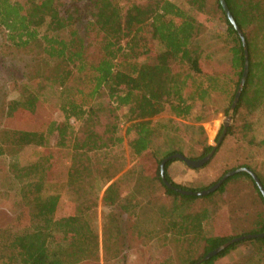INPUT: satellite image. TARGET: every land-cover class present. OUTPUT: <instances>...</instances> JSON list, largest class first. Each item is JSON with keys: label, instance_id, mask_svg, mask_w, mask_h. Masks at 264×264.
Wrapping results in <instances>:
<instances>
[{"label": "trees", "instance_id": "obj_1", "mask_svg": "<svg viewBox=\"0 0 264 264\" xmlns=\"http://www.w3.org/2000/svg\"><path fill=\"white\" fill-rule=\"evenodd\" d=\"M138 1L144 2L130 4L125 15H122L113 0H70V4L62 12L60 6L66 4L61 0H29L25 3L0 0V27L6 32L7 38L19 49L34 48L49 59L65 64L67 69L63 73L61 84L71 90L70 96L61 97V110L65 114V120L58 124L37 120L41 102L34 93L28 92L20 99L11 100L7 106L6 119L22 125L2 131L0 156L6 154L9 148L11 152H18L29 145L44 146L43 174L48 171L50 180L58 181L60 168L50 160L53 154L49 147V134L56 131V145L66 146L69 119L74 117L76 120H83L102 88L107 90L108 97L116 104V108H128L129 118L136 113L140 116L143 108L146 116H156L169 109L174 117L183 119L191 114L197 104L203 105L213 92L229 94L231 103L244 69V50L241 39L219 0H216L217 7L227 26L226 34L232 40L228 49L231 74L228 77L202 70L196 39L204 32V27L193 16L170 0ZM187 2L199 12L205 11L207 0ZM225 2L244 35L249 65L246 81L234 109V122L227 127L226 133L238 131L243 138L248 139L251 121L245 118L238 126L236 122L240 115L251 117L264 107V0ZM42 27H45L44 33L39 31ZM62 30L66 31L65 37L48 33ZM148 38L158 42L159 50L153 51L155 48L148 42ZM124 39L125 43L121 44ZM148 54L154 55V63L139 60ZM69 82H73L72 87ZM171 121L145 120L127 126L126 135H133L128 141L129 153L138 158V161L122 174L123 166L120 165L101 183L104 185L120 174L107 185L101 197L102 204L110 209L102 224V249H106L110 242L117 245L119 241L121 223L115 212L116 208L120 209L121 215H139L148 210L151 216L150 212H154L163 223L164 237H172V240L178 241L183 237L181 240L188 246L187 250L191 249L195 241L203 240V253L199 258L232 238L203 237V214L186 208L197 195L182 194L167 187L162 181V159L175 153L184 154L176 129L170 125L174 121ZM157 138L161 140L156 144ZM118 141H122V138L111 134L105 142L98 133L89 129L82 140L72 147L73 162L65 183L74 190L78 207L73 214L60 218L55 216L59 195L44 193L43 188L47 182L41 176L30 174L25 166H19L16 161L11 163L14 178L19 183L26 219L19 230L7 233L0 239V264H90L99 242L93 220L97 198L92 185H89L97 178V168L91 161V155L108 143ZM248 142L252 143L253 139L249 138ZM260 144H264V140ZM210 150L211 146L206 144L196 157H186L199 159ZM174 160L179 159L168 160L164 167L167 182L176 189L193 191L194 189L173 182L167 174V167ZM255 174L264 187V180ZM127 175H133L136 187L129 194L121 195V178ZM241 176L254 183L264 202L251 175L245 171L229 176L217 190L207 195L221 191L229 181ZM156 182L171 198L169 205H160L158 198L151 197V194L143 202L146 197L142 189L149 183L156 185ZM136 218L141 220L137 216ZM149 219L146 217L145 224ZM252 229L251 234L264 232V217L255 220ZM242 243H252L261 251L264 237L234 242L200 264H213L217 258ZM170 259L162 264H174ZM196 262L197 259L190 260L188 264Z\"/></svg>", "mask_w": 264, "mask_h": 264}, {"label": "rangeland", "instance_id": "obj_2", "mask_svg": "<svg viewBox=\"0 0 264 264\" xmlns=\"http://www.w3.org/2000/svg\"><path fill=\"white\" fill-rule=\"evenodd\" d=\"M10 1L25 3L29 0ZM61 1L66 4V6H60L62 12L70 4V0ZM170 1L193 16L204 27V32L196 39L202 70L209 74L216 72L222 77L231 75L228 49L232 45V40L226 34L227 26L221 18L216 0H207L204 12L191 7L187 0ZM143 2L113 0L122 15H125L130 4H142ZM44 28H40L39 31L44 33ZM48 33L65 37L66 31ZM125 41V39L122 40L121 44ZM148 42L154 46L153 51L159 50V44L155 39L150 38ZM139 60L155 62L154 55L150 54L147 57L143 55ZM65 69H67L65 64L49 59L34 48L22 50L15 47L0 27V143L4 129L18 128L22 125L17 121L6 119L8 103L11 100L20 99L28 92L34 93L41 102L37 120L52 121L56 124L64 122L65 114L61 110V97L71 95L70 87H63L61 84ZM69 85L72 87L73 82H69ZM231 103L229 94L213 92L203 105L197 104L191 114L183 119L174 117L169 109L156 116H146L143 108H141L140 116L136 113L129 118L128 108H116V104L108 97L107 90L100 89L92 102V108H89L83 120H76L74 117L69 119L65 136L66 146L56 145V131L49 134L48 142L53 154L50 160L58 164L60 168L58 181L50 180L48 171L43 174L46 151L44 146L29 145L18 152H11L9 148L6 154L0 156V239L7 233L19 230L21 223L23 224L26 219L25 206L22 204L19 193V183L14 178L11 163L16 161L19 166H25L31 172L30 174L41 176L47 182L43 188L44 193L59 195L55 211L56 218L71 215L78 207L74 190L68 188L65 183L68 169L73 162L71 160L72 150H74L72 147L82 140L86 131L93 129L105 142L111 134L122 138V141L114 142V144L108 143L103 149L91 155V161L95 169L97 168L95 170L97 178H94L89 185H92L97 198L93 220L99 242L90 264H162L169 258L174 264H188L190 260L195 259L198 263L203 258H199L203 253V240L195 241L191 249L187 250L188 246L181 240L183 237H180L179 241L172 240V237H164L160 217L150 211L151 216H149L148 210L139 215L131 213L121 215L120 209L116 208L115 212L121 223L119 241L117 245L110 242L106 245V249H102V224L110 209L102 204L101 197L111 181L117 179L120 174L138 161V158L129 153L128 141L133 135H126L128 125L145 120L166 122L171 119L174 122L171 121L170 125L176 129L175 133L180 138L183 155L196 157L201 153L204 145L212 147L216 144L223 122L229 115ZM245 118L251 121V131L248 137L253 139L252 143L248 142L249 138H243L241 132L226 133L213 156L202 167L191 168L181 160L172 161L167 167V174L171 180L194 189L193 191H201L212 186L227 172L243 166L251 168L264 180V144H260V141L264 140V107L251 117L240 115L237 118V126L241 125ZM232 122H234V111L231 114L230 124ZM160 140L161 138H157L156 144ZM120 165L123 166L121 173L102 185L103 180L112 175ZM84 186L88 189L87 185ZM134 187L136 186L133 175L121 178V195L129 194ZM142 190L146 197L143 202H146L148 194L158 198L160 205H169L171 202V198L164 193V189L158 182L156 185L149 183ZM186 208L203 214L201 234L205 238L214 236L235 238L251 234L255 220L264 217V202L259 192L254 183L243 176L229 181L221 191L211 196H197L189 202ZM136 216L141 220H138ZM146 217L150 219L145 224ZM213 264H264V247L259 251L258 247L252 243H242L224 256L217 258Z\"/></svg>", "mask_w": 264, "mask_h": 264}, {"label": "water", "instance_id": "obj_3", "mask_svg": "<svg viewBox=\"0 0 264 264\" xmlns=\"http://www.w3.org/2000/svg\"><path fill=\"white\" fill-rule=\"evenodd\" d=\"M219 3L221 5L223 11L225 12L227 18L229 19L230 23L236 29V31H237L240 39H241V42H242V45H243V50H244V69H243V73H242V77L240 79L239 85H238V87L236 89L234 98H233L232 103H231V106H230L229 115L224 120L223 127H222V131L220 133V136H219L216 144L211 147L210 152H208L204 157L199 158V159H189V158L185 157L181 153H175V154L169 155V156L165 157L164 159H162V161L160 163V175H161L162 181L169 188L175 189V190H177L178 192H180L182 194L204 196V195H207V194H209V193L217 190L220 187V185L229 176H232L233 174H235V173H237L239 171H245V172H247V173H249L251 175L253 181L257 185V187H258L261 195L264 198V187H263L260 179L257 177V175L252 170H250L247 167H240V168H237V169H234L232 171L227 172L225 175H223L212 186H210V187H208V188H206L204 190H201V191H188V190L176 189L169 182H167V180L165 178V169H164V167H165L166 162L168 160H170V159H179V160L183 161L187 166H189L191 168H199V167H202L205 163H207L210 160V158L213 156L216 148L219 146V144L223 140L224 136L226 135L227 127L230 125V121H231V114L233 113V111H234V109L236 107V104H237L238 99L240 97L242 88H243L244 83H245L246 78H247L249 65H248V51H247V45H246V41H245L244 35H243L242 31L239 29V27L237 26V24H236V22H235V20H234V18L232 16V14L230 13V11H229V9H228V7L226 5L225 0H219ZM258 237L259 238L264 237V232L258 233V234H246V235H242V236H238V237L232 238V239L228 240L227 242L223 243L222 245H220L219 247H217L216 249H214V250L210 251L209 253H207L196 264H199L200 262H203L205 260H208L211 257L217 255L220 251H222L223 249H225L227 246H229L230 244H232L234 242H238V241L243 240V239L258 238Z\"/></svg>", "mask_w": 264, "mask_h": 264}]
</instances>
